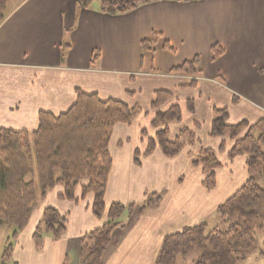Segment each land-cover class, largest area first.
Segmentation results:
<instances>
[{
  "label": "crops",
  "instance_id": "1",
  "mask_svg": "<svg viewBox=\"0 0 264 264\" xmlns=\"http://www.w3.org/2000/svg\"><path fill=\"white\" fill-rule=\"evenodd\" d=\"M153 34L155 45L143 50L141 43ZM64 44L69 47L62 54ZM213 45L224 51L214 61ZM94 51L100 57L92 65ZM195 57L201 74L191 88L192 77L170 71ZM159 90L173 94L159 110L173 104L181 110L179 122L168 125L169 138L181 128L196 135L173 158L157 144L144 155L147 141H156L151 127L156 110L150 104ZM77 91L142 110L129 125L112 129L106 210L100 218L92 214L93 193L82 195L85 180L75 187L74 200L60 199L63 187H53L13 238L8 264H63L65 259L78 264L82 237L107 221L112 203L139 205L146 195L162 192L156 208L121 216L122 227L112 233L100 263L154 264L165 236L209 224L217 207L247 179L246 157L230 158L226 147L233 142L211 138L209 131L213 109L226 108L230 125L254 124L264 116V0L160 1L117 16L91 4L84 8L79 0H19L9 7L0 23V129L33 132L39 112H66ZM201 148L214 150L220 163L211 190L202 185L201 167L192 164ZM46 208L65 218V232L58 240L43 235L38 248L33 234Z\"/></svg>",
  "mask_w": 264,
  "mask_h": 264
},
{
  "label": "trees",
  "instance_id": "2",
  "mask_svg": "<svg viewBox=\"0 0 264 264\" xmlns=\"http://www.w3.org/2000/svg\"><path fill=\"white\" fill-rule=\"evenodd\" d=\"M16 0H0V23L7 15L9 4ZM92 0H79L88 8ZM160 1L192 2L198 0H99V11L103 14L124 15L141 5ZM158 35L153 34L149 41L141 43L143 50H151ZM63 45L62 54L68 49ZM164 48L172 50L168 44ZM224 53L218 45L210 49L214 61ZM100 57L94 51L91 64ZM172 75L192 77L188 87L196 86V78L201 74L200 60L191 62L170 71ZM173 98L168 91H156L150 107L156 110L151 127L156 129L155 140L149 139L144 155L149 154L157 144L162 153L173 158L194 139L193 133L181 128L178 136L169 138V124L179 122L181 110L178 104L166 110L159 108ZM192 111V101H188ZM142 110L138 106L129 107L116 100H101L95 94L76 92V102L64 113L53 115L39 112L35 131H13L0 129V228L14 227L13 238L26 226L31 212L40 199L53 187L64 189L60 199L74 200L73 191L81 181L82 195H94L91 212L100 218L105 212L103 201L105 186L111 168L108 143L116 124L129 125ZM227 109H213V119L209 137H228L234 140L229 157L246 156L247 179L231 197L216 209L220 225L213 227L203 222L185 227L181 231L164 237L154 264H175L178 257L198 251L193 264H236L255 251L258 236L264 234V116L254 124L241 121L227 124ZM244 132V133H243ZM243 133V134H242ZM144 134V131L143 133ZM242 134V136H241ZM185 138V141L181 139ZM224 150V143L219 151ZM134 161L138 163V152ZM192 164L201 167L205 189L215 186V169L220 167L211 149H201ZM163 193L146 195L139 205L124 206L112 203L107 209V221L82 237L79 263L100 264L112 233L122 227L121 216L131 214L136 208L140 215L158 206ZM65 218L55 209L46 208L42 216V227L38 226L33 239L40 247L44 234L58 240L65 232ZM12 246L7 243L1 256V264L11 261ZM264 255V251L259 252ZM63 264H69L67 259Z\"/></svg>",
  "mask_w": 264,
  "mask_h": 264
},
{
  "label": "rangeland",
  "instance_id": "3",
  "mask_svg": "<svg viewBox=\"0 0 264 264\" xmlns=\"http://www.w3.org/2000/svg\"><path fill=\"white\" fill-rule=\"evenodd\" d=\"M17 2H19V0L12 1L9 4V7H11L12 5H14ZM91 6L92 7L99 6V0H92L91 1ZM191 132L193 133L194 139L196 140L195 133L193 131H191ZM242 134H241V136H242ZM228 139L231 140L230 138H228ZM231 142L234 143V140H231ZM232 146H233V144L231 145V147H226V152H228V156H229V151L232 148ZM201 149H208V148H201ZM201 149H199V151ZM199 151H198V153H199ZM212 151L215 154V151L214 150H212ZM245 161H246V159H245ZM209 224L211 225V227L215 226V225H220L221 223H220L219 217L217 215L213 216L210 219ZM41 227H42V223L40 225V228ZM13 231H14V227H12V226H4V227L0 228V262H1L2 252H3V249L6 246V244L9 243L11 246H13V240H14L13 236H12L13 235ZM261 251H264V234H261V235L258 236V241H257V245H256L255 251L252 252L251 254H249L244 260L238 261L236 264H264V255H259V252H261ZM198 256H199V252L198 251H193L189 255H186L184 257H178L175 264H193L196 261V259L198 258ZM11 264H13V263H11Z\"/></svg>",
  "mask_w": 264,
  "mask_h": 264
}]
</instances>
